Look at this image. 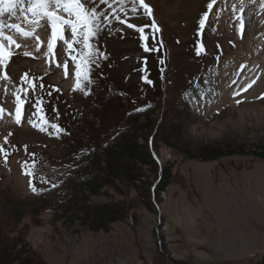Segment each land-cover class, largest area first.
<instances>
[{"label": "rangeland", "instance_id": "rangeland-1", "mask_svg": "<svg viewBox=\"0 0 264 264\" xmlns=\"http://www.w3.org/2000/svg\"><path fill=\"white\" fill-rule=\"evenodd\" d=\"M211 2L145 0L152 9L148 15L138 0L135 13L132 0H94L100 30L89 43L97 58L81 68L79 80L71 56L88 51L82 37L71 50L56 38L50 52L49 23L33 24L31 15L21 12L28 0L17 5L15 15L0 16L5 24L32 33L24 37L4 28L18 48L0 40L9 53L0 65V188L22 198L33 195L24 167L34 144L46 146L47 154L56 148L63 137L50 124L59 125L60 114L70 121L73 135L83 125L60 107L85 106L90 117L84 125L92 123L89 131L102 143L139 104L169 106L198 82L205 91L194 101L197 118L184 132L191 149L228 145L245 152L264 146V0H216L210 10ZM62 34L72 40L67 26ZM158 161L171 181L158 195L155 210L122 187L124 201L136 197L132 220L114 224L108 233L52 225L47 214L36 224L24 219L25 240L38 264H264V160L236 155L203 163L160 146ZM144 172L146 186L154 178L153 171ZM107 202L93 199L94 204Z\"/></svg>", "mask_w": 264, "mask_h": 264}, {"label": "trees", "instance_id": "trees-1", "mask_svg": "<svg viewBox=\"0 0 264 264\" xmlns=\"http://www.w3.org/2000/svg\"><path fill=\"white\" fill-rule=\"evenodd\" d=\"M149 81L154 83L155 79ZM191 88L169 106L147 108L145 103L139 104L102 143L89 131L95 126L84 125V119L90 117L85 106L60 107L64 113L73 114L75 122L82 120L83 125L78 124L80 130L73 135L66 115L57 113L61 115L57 121L63 138L56 148L47 154L43 150L46 146L34 144L24 167L25 173L33 170V164L35 167L34 175H27L28 183L31 180L37 189L32 196L22 198L8 188H0V264H38V255L25 240L21 225L24 219L36 224L42 214H47L52 225L60 223L67 229L108 233L114 224L128 219L133 209L136 197L124 201L120 198L125 195L119 190L122 187L129 194H140L147 207L154 209L158 195L171 181L169 170L156 161L160 146L189 161L203 163L236 155L264 160V146L245 152L241 147L234 149L228 145L191 149L184 132L197 118L194 101L201 100L205 86L198 82V86ZM42 114L50 121L47 110H42ZM49 142L55 143V139ZM146 168L153 171L154 179L145 186ZM97 198L108 202L94 204L93 199Z\"/></svg>", "mask_w": 264, "mask_h": 264}, {"label": "snow or ice", "instance_id": "snow-or-ice-1", "mask_svg": "<svg viewBox=\"0 0 264 264\" xmlns=\"http://www.w3.org/2000/svg\"><path fill=\"white\" fill-rule=\"evenodd\" d=\"M24 0H0V16L4 13H9L11 15H15V9L18 4H22ZM106 2V0H104ZM139 7L144 10V12L148 15H151L152 9L148 4L145 3V0H138ZM216 3V0H212L211 3L208 4V8L211 10L213 9V5ZM132 11L135 13L137 11V0H132ZM22 14L27 13L30 14L32 17L31 23L38 24L41 20H46L50 27H51V39L48 41V49L51 52L53 48V41L56 38L64 40L67 44L68 49L73 48L74 42L78 41V35L82 37V46L84 49L88 50L86 52L78 53L77 55H72L71 59L75 64V76L79 80L81 77V68L83 66L91 65L95 63L97 58V51L92 49L89 41L92 37L98 34L99 28V16L98 10L94 6V0H28V7L26 9L21 10ZM60 12L67 13V18L60 15ZM27 15H25V19H27ZM119 19V18H118ZM208 19V14L205 13L204 16L200 19L199 24L200 27L203 29L205 27L206 21ZM62 26H67L70 28L72 40L68 41L62 34ZM11 28L16 30L17 33H20L24 37H29L32 33L22 30L19 24H5L3 21H0V40H7L9 45L15 44L18 48L20 47L19 44L13 40L11 36L4 35V28ZM129 28L134 27L132 24H128ZM153 27L156 28L155 23L153 22ZM240 29H243V20H240ZM139 32L143 33V27L137 29ZM159 31L158 28H156ZM141 39H144L143 35ZM26 56L28 55L27 52L24 53ZM9 53L5 50V47L2 43H0V65L4 63V60L8 58ZM79 56V62H77ZM65 67V74L67 75V64L64 65ZM151 83V81H147ZM88 83H91V80H88ZM78 86V85H77ZM31 87L33 90L35 89L36 85L32 84ZM25 93L27 89H24ZM51 93H49L50 95ZM87 94V93H85ZM17 106H16V123H20V97H16ZM40 101H37L39 104ZM35 106V105H34ZM3 111V109H0ZM33 127L37 125L32 121H29ZM52 129L57 130V132L61 131L57 124H50ZM41 131L45 129L43 127L40 128ZM3 151V149H0ZM35 167L33 164V170L27 171L25 174L32 176L34 175ZM47 182V181H45ZM29 186L31 187L33 192H36L37 189L32 186V181H29ZM56 185L53 184V187Z\"/></svg>", "mask_w": 264, "mask_h": 264}, {"label": "bare ground", "instance_id": "bare-ground-1", "mask_svg": "<svg viewBox=\"0 0 264 264\" xmlns=\"http://www.w3.org/2000/svg\"><path fill=\"white\" fill-rule=\"evenodd\" d=\"M158 160V159H157ZM159 162V161H158ZM252 213V212H251ZM249 214V213H248ZM250 215V214H249Z\"/></svg>", "mask_w": 264, "mask_h": 264}]
</instances>
